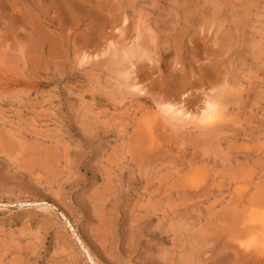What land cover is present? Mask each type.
Returning a JSON list of instances; mask_svg holds the SVG:
<instances>
[{
  "label": "rangeland",
  "instance_id": "374dc122",
  "mask_svg": "<svg viewBox=\"0 0 264 264\" xmlns=\"http://www.w3.org/2000/svg\"><path fill=\"white\" fill-rule=\"evenodd\" d=\"M252 211L264 0H0V264H264Z\"/></svg>",
  "mask_w": 264,
  "mask_h": 264
},
{
  "label": "bare ground",
  "instance_id": "6f19581e",
  "mask_svg": "<svg viewBox=\"0 0 264 264\" xmlns=\"http://www.w3.org/2000/svg\"><path fill=\"white\" fill-rule=\"evenodd\" d=\"M129 53L130 52H128L127 55ZM206 104L207 105L205 106V109L202 111L201 114H199L200 116H198V117L197 116H189V114L187 112L183 111V108H176L173 105H169V104H167V108L166 109H165L166 106L163 107L164 108L163 112L164 113L166 112L167 116H169L170 119H173L175 121H182V120L184 121L185 119H190V120H193V121H198V122L203 123L205 125H212L217 120H219V113H220L219 110H218L219 107L217 106L218 104L216 105L215 102H209L208 101V103L206 102ZM246 223L249 226H256L258 228V231L251 235V238H250L248 244L251 243L252 244V248L258 254L264 255V213H258L256 211L250 212L248 217H247ZM231 246L234 247L233 245H231ZM232 249L234 251V248H232ZM236 249H237V247H236ZM234 252L238 253V251H236V250ZM239 254H241V251H239ZM233 256H236V255L234 254ZM237 256H238V254H237ZM237 260H240V259H237ZM259 260L260 261H264V260H261V259H259ZM250 262L252 264V261H250ZM254 262H256V261H254ZM256 263L260 264V262H256Z\"/></svg>",
  "mask_w": 264,
  "mask_h": 264
}]
</instances>
